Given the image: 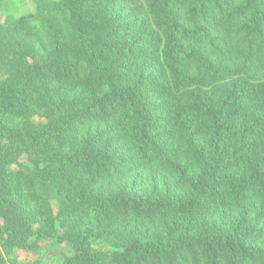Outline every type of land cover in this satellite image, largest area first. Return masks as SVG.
I'll return each mask as SVG.
<instances>
[{"label": "trees", "instance_id": "16d2710c", "mask_svg": "<svg viewBox=\"0 0 264 264\" xmlns=\"http://www.w3.org/2000/svg\"><path fill=\"white\" fill-rule=\"evenodd\" d=\"M36 18L0 26V264L49 235L61 264H264V0H38ZM139 170L150 190L112 183Z\"/></svg>", "mask_w": 264, "mask_h": 264}, {"label": "rangeland", "instance_id": "374dc122", "mask_svg": "<svg viewBox=\"0 0 264 264\" xmlns=\"http://www.w3.org/2000/svg\"><path fill=\"white\" fill-rule=\"evenodd\" d=\"M37 1L38 0H0V26L6 21L14 23L17 28L20 29V34L24 36L28 35V30L33 29L37 35L39 33V20L36 18L37 15ZM58 1V0H50ZM33 42L34 47L40 53L42 51V44L37 41L34 37L30 38ZM45 43V42H44ZM43 43V44H44ZM8 108L4 106L2 112L8 118L12 117L6 114ZM31 121L35 125H43L46 123L44 118L33 117ZM12 125H19V120L13 119L11 121ZM18 163L26 164L25 156L19 158ZM149 174L144 170H139L138 172H130L124 177L118 180L114 179L113 184L120 182H125L128 186L133 187L136 185L139 189L144 191L150 190V185L148 184ZM50 204L53 208L54 214L57 212V202L52 200ZM37 224L36 226H38ZM35 226V227H36ZM92 247L109 250L110 247L107 244L90 239L89 240ZM73 250L71 246L67 243H58L54 236H46L41 239L38 243V247L32 250H19L15 249L8 256L14 260L15 264H61L63 259L67 256H71ZM7 259V257H5Z\"/></svg>", "mask_w": 264, "mask_h": 264}]
</instances>
